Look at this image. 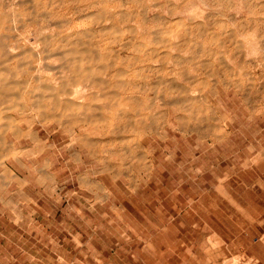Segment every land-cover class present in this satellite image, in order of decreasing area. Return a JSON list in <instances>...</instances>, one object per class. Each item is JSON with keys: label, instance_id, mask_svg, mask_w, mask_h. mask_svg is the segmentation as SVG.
Here are the masks:
<instances>
[{"label": "bare ground", "instance_id": "6f19581e", "mask_svg": "<svg viewBox=\"0 0 264 264\" xmlns=\"http://www.w3.org/2000/svg\"><path fill=\"white\" fill-rule=\"evenodd\" d=\"M262 95L264 0H0V189L25 188L12 164L29 168L44 131L61 134L65 172L83 189L88 160L139 179L158 167L154 141L217 149L233 125L219 101L264 120ZM248 160L263 162L264 145ZM43 162L29 171L57 191Z\"/></svg>", "mask_w": 264, "mask_h": 264}, {"label": "rangeland", "instance_id": "374dc122", "mask_svg": "<svg viewBox=\"0 0 264 264\" xmlns=\"http://www.w3.org/2000/svg\"><path fill=\"white\" fill-rule=\"evenodd\" d=\"M218 104L233 125L217 149L180 137L154 141L147 148L158 167L139 179L134 167L116 180L88 160L83 189L65 172L71 156L61 134L42 132L39 146L25 145L36 149L29 168L50 158L58 190L12 164L27 182L0 189V264H264V161L248 160L264 145V120H251L240 99ZM222 184L239 206L219 192Z\"/></svg>", "mask_w": 264, "mask_h": 264}]
</instances>
